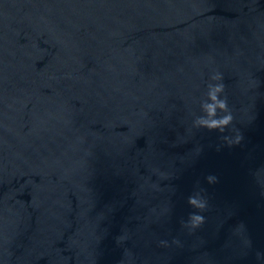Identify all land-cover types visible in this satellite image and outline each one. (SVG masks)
Listing matches in <instances>:
<instances>
[{
	"label": "water",
	"instance_id": "obj_1",
	"mask_svg": "<svg viewBox=\"0 0 264 264\" xmlns=\"http://www.w3.org/2000/svg\"><path fill=\"white\" fill-rule=\"evenodd\" d=\"M214 71L244 137L220 151L235 133L189 130ZM198 188L209 208L189 233ZM257 252L264 0H0V264H264Z\"/></svg>",
	"mask_w": 264,
	"mask_h": 264
},
{
	"label": "clouds",
	"instance_id": "obj_2",
	"mask_svg": "<svg viewBox=\"0 0 264 264\" xmlns=\"http://www.w3.org/2000/svg\"><path fill=\"white\" fill-rule=\"evenodd\" d=\"M225 87L223 83V74L219 71H214L207 85V92L205 93L206 98L200 101L201 114H193L191 127L189 129L191 131L192 129L198 130L204 128L209 131L216 130L221 134H224L226 130H230L235 133L234 135H221L220 139L223 141V144L216 146L217 151H220L223 146L232 147L234 145H239L244 139L239 129L234 126L229 129V126L233 125L234 116L232 109L229 107ZM205 180L208 184L212 185L219 182V177L210 173L205 176ZM204 192L205 189L198 188V190L194 191L193 194L189 195L187 198L188 204L192 208L198 210L189 213L187 220H181L182 227L187 229L189 233L202 227L206 221V217L201 214L209 208V201L207 196L204 195ZM124 239H126V236H121L118 238V242ZM159 243L161 246H168V241L166 240H161ZM172 243L180 245L181 241L174 238ZM256 255L258 260H264V253L257 252Z\"/></svg>",
	"mask_w": 264,
	"mask_h": 264
}]
</instances>
